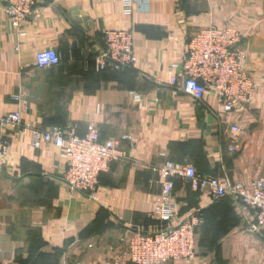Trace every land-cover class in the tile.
I'll return each instance as SVG.
<instances>
[{"label":"crops","instance_id":"crops-1","mask_svg":"<svg viewBox=\"0 0 264 264\" xmlns=\"http://www.w3.org/2000/svg\"><path fill=\"white\" fill-rule=\"evenodd\" d=\"M6 5L0 0V114L19 111L21 123L0 124L9 142L0 158V264H134L117 262L129 235L191 212L204 217L195 257L163 264H264V231L230 197L176 179L179 217H153L167 160L243 184L263 173L264 0H40L17 30ZM227 25L241 32L242 65L257 83L252 101L232 112L213 91L196 100L169 84L190 38ZM108 29L133 33L135 68L95 67ZM48 48L61 62L39 68L36 54ZM90 122L126 154L92 193L61 180L67 165L53 143H32L33 129L76 126L85 135Z\"/></svg>","mask_w":264,"mask_h":264},{"label":"built area","instance_id":"built-area-1","mask_svg":"<svg viewBox=\"0 0 264 264\" xmlns=\"http://www.w3.org/2000/svg\"><path fill=\"white\" fill-rule=\"evenodd\" d=\"M6 13L12 26L20 29L23 21L34 13L40 0H5ZM132 5L136 0H125ZM18 34V32H17ZM24 35L23 33H20ZM104 47L95 58L96 68H135L138 58L133 33L124 29H108L104 32ZM242 34L233 25L211 26L190 38L183 69L171 77L169 84L180 88L196 100H203L209 91L217 95L225 112H232L252 101L257 83L243 67L244 51ZM60 55L48 48L36 54V65L47 68L57 65ZM181 79V81H180ZM21 113L0 114V124L18 127ZM232 130L239 132L238 126ZM26 128L21 132H25ZM32 143L40 148L53 143L60 149V157L66 162V183L84 192L95 191L101 174L108 172L113 162L126 158L121 143L116 139L101 140L96 122H90L87 133L80 135L76 126L54 127L51 130H32ZM9 142L0 137V158L6 155ZM236 146L230 150L235 151ZM161 192L155 197L153 217L167 224L179 217L180 206L174 197L176 179L187 180L194 190L206 192L214 199L230 197L241 213L253 215L252 228L264 230V171L249 184L232 182L224 177L202 174L192 164H176L170 160L158 171ZM203 222L199 212H191L182 221L162 227L153 233L135 231L126 239V248L118 254L117 262L134 264H163L169 261H190L196 255L197 229Z\"/></svg>","mask_w":264,"mask_h":264},{"label":"trees","instance_id":"trees-1","mask_svg":"<svg viewBox=\"0 0 264 264\" xmlns=\"http://www.w3.org/2000/svg\"><path fill=\"white\" fill-rule=\"evenodd\" d=\"M96 56H97V54H95V56H94V63H95V58H96ZM61 62V61H60ZM60 62L57 64V65H59L60 64ZM54 66H56V65H54ZM95 67H96V65H95ZM104 70H109V69H104ZM101 138V137H100ZM102 140V139H101ZM202 174H204V173H202ZM224 198V197H223ZM220 199H222V198H220ZM203 220H204V217H203ZM264 231V230H263ZM262 231V232H263ZM144 233H147V232H144Z\"/></svg>","mask_w":264,"mask_h":264},{"label":"water","instance_id":"water-1","mask_svg":"<svg viewBox=\"0 0 264 264\" xmlns=\"http://www.w3.org/2000/svg\"><path fill=\"white\" fill-rule=\"evenodd\" d=\"M49 2H51V0H48ZM59 179H61V178H59ZM61 180H63L64 182H66L64 179H61Z\"/></svg>","mask_w":264,"mask_h":264},{"label":"rangeland","instance_id":"rangeland-1","mask_svg":"<svg viewBox=\"0 0 264 264\" xmlns=\"http://www.w3.org/2000/svg\"><path fill=\"white\" fill-rule=\"evenodd\" d=\"M262 232V231H261Z\"/></svg>","mask_w":264,"mask_h":264}]
</instances>
